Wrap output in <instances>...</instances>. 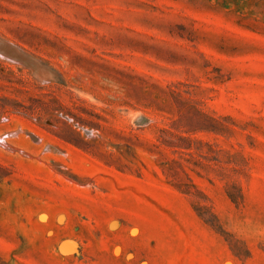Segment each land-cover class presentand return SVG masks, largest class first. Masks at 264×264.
I'll use <instances>...</instances> for the list:
<instances>
[{
    "label": "rangeland",
    "instance_id": "rangeland-1",
    "mask_svg": "<svg viewBox=\"0 0 264 264\" xmlns=\"http://www.w3.org/2000/svg\"><path fill=\"white\" fill-rule=\"evenodd\" d=\"M0 38V264H264V0H0Z\"/></svg>",
    "mask_w": 264,
    "mask_h": 264
},
{
    "label": "water",
    "instance_id": "water-1",
    "mask_svg": "<svg viewBox=\"0 0 264 264\" xmlns=\"http://www.w3.org/2000/svg\"><path fill=\"white\" fill-rule=\"evenodd\" d=\"M0 53L5 54L8 60L13 62H19L27 59V56L23 53V51L13 44L6 43L4 40L0 38ZM49 80V77H47ZM45 80V81H47Z\"/></svg>",
    "mask_w": 264,
    "mask_h": 264
},
{
    "label": "bare ground",
    "instance_id": "bare-ground-1",
    "mask_svg": "<svg viewBox=\"0 0 264 264\" xmlns=\"http://www.w3.org/2000/svg\"><path fill=\"white\" fill-rule=\"evenodd\" d=\"M46 82V81H45ZM9 135V134H8ZM11 135H12V133H11ZM6 145V144H5ZM12 148V147H11ZM16 150V149H15ZM23 152V151H22Z\"/></svg>",
    "mask_w": 264,
    "mask_h": 264
}]
</instances>
